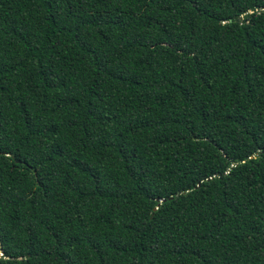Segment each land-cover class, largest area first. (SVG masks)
<instances>
[{"label": "trees", "instance_id": "obj_1", "mask_svg": "<svg viewBox=\"0 0 264 264\" xmlns=\"http://www.w3.org/2000/svg\"><path fill=\"white\" fill-rule=\"evenodd\" d=\"M0 264H264V0H0Z\"/></svg>", "mask_w": 264, "mask_h": 264}, {"label": "water", "instance_id": "obj_2", "mask_svg": "<svg viewBox=\"0 0 264 264\" xmlns=\"http://www.w3.org/2000/svg\"><path fill=\"white\" fill-rule=\"evenodd\" d=\"M0 256H1V252H0Z\"/></svg>", "mask_w": 264, "mask_h": 264}]
</instances>
